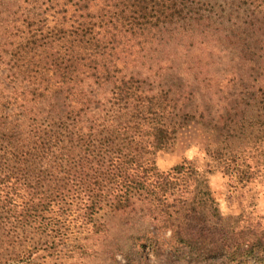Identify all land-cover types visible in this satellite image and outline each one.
I'll return each mask as SVG.
<instances>
[{
	"label": "trees",
	"instance_id": "obj_1",
	"mask_svg": "<svg viewBox=\"0 0 264 264\" xmlns=\"http://www.w3.org/2000/svg\"><path fill=\"white\" fill-rule=\"evenodd\" d=\"M256 8V0H0V214H44L22 223L42 229L49 248L75 228L92 232L104 210L137 209L176 244H200L182 224L218 216L206 173L221 169L246 183L262 175ZM259 25L264 35V16ZM199 29L232 42L223 50L237 60L247 57L242 73L232 66V77L218 80L193 71L197 45L211 51L196 41ZM242 83L231 99L225 90ZM208 121L225 145L216 168L184 161L160 171L156 156L177 133ZM11 218L1 222L4 247L20 237Z\"/></svg>",
	"mask_w": 264,
	"mask_h": 264
},
{
	"label": "rangeland",
	"instance_id": "obj_2",
	"mask_svg": "<svg viewBox=\"0 0 264 264\" xmlns=\"http://www.w3.org/2000/svg\"><path fill=\"white\" fill-rule=\"evenodd\" d=\"M256 7L255 17L260 24L264 16V0H256ZM259 24L255 36L261 44L264 35ZM197 31L196 41L201 44L205 40L211 51L206 49V44L197 45L189 54L194 72L211 74L218 80H229L232 66H236L239 72L244 69V65L240 64H247V57H243V61L237 60L223 50L229 48L232 42L223 40L217 43L210 35H203L201 29ZM245 84L230 86L225 91L233 90V99ZM224 85L225 82H221L216 86L223 88ZM198 88L200 92L204 85ZM231 99L213 105L212 111L219 114V109L223 104L232 102ZM196 102L198 105L206 102L202 93H199ZM214 126V121L192 122L181 129L171 150L157 154L158 169L166 172L184 161L204 173L216 168L225 145ZM260 167L262 175L255 176L249 183L224 174L221 169L206 173L218 203V216L200 214L198 219H180L185 222L182 225L189 236L201 240L198 245L188 247L176 244L170 230L154 225L139 209L104 210L94 217L92 232H80L75 228L68 232L65 243L56 248L46 247L44 242L48 238L42 229L27 228L22 223L23 217H44V214H0V227L4 222L2 218L12 217V233L20 235L14 245H0V264L11 262L14 257L15 261L11 264H264V162ZM239 168L241 170L243 166ZM7 227H3L6 232Z\"/></svg>",
	"mask_w": 264,
	"mask_h": 264
}]
</instances>
